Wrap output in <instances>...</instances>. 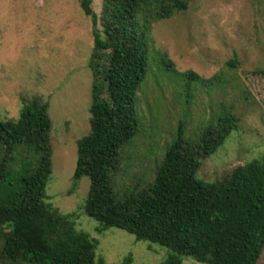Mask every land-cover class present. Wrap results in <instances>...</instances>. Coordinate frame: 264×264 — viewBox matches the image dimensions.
Instances as JSON below:
<instances>
[{
  "label": "trees",
  "instance_id": "obj_1",
  "mask_svg": "<svg viewBox=\"0 0 264 264\" xmlns=\"http://www.w3.org/2000/svg\"><path fill=\"white\" fill-rule=\"evenodd\" d=\"M93 2L80 0L93 22L92 60L110 54L96 65L90 134L78 142L75 180L91 181L84 212L100 224L101 234L116 228L170 249L161 264H184L183 256L203 264H258L264 251V158L214 183L197 178L202 162L239 129L232 107L223 106L195 140L181 128L151 183L117 191L121 151L138 133L135 106L149 70L153 25L186 11L188 2L103 0L100 17ZM258 74L264 77V70ZM181 76L188 83L199 78ZM53 154L49 103L35 97L25 101L20 118L0 115V264H107L97 260L98 240L78 230L77 215L47 201ZM131 263L130 255L122 264Z\"/></svg>",
  "mask_w": 264,
  "mask_h": 264
},
{
  "label": "rangeland",
  "instance_id": "obj_2",
  "mask_svg": "<svg viewBox=\"0 0 264 264\" xmlns=\"http://www.w3.org/2000/svg\"><path fill=\"white\" fill-rule=\"evenodd\" d=\"M184 1L186 11L153 25L149 70L135 106L138 133L121 151L117 191L151 183L181 128L197 139L223 106L233 108L239 129L202 162L197 178L214 183L264 158V77L258 74L264 70V0ZM93 8L100 17L103 0ZM94 41L92 18L80 0H0V115L20 118L25 101L35 97L49 103L54 154L47 201L77 215L78 230L99 242L97 260L122 264L131 255V264H161L170 249L116 228L101 234L83 210L91 181L75 180L78 142L90 134L96 65L110 54L93 62ZM187 72L199 78L188 83L181 76Z\"/></svg>",
  "mask_w": 264,
  "mask_h": 264
},
{
  "label": "crops",
  "instance_id": "obj_3",
  "mask_svg": "<svg viewBox=\"0 0 264 264\" xmlns=\"http://www.w3.org/2000/svg\"><path fill=\"white\" fill-rule=\"evenodd\" d=\"M93 1H94V2H93V6H94V5H95V1H96V0H93Z\"/></svg>",
  "mask_w": 264,
  "mask_h": 264
}]
</instances>
